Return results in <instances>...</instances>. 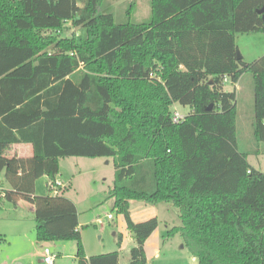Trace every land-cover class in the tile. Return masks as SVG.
Listing matches in <instances>:
<instances>
[{"label": "trees", "instance_id": "1", "mask_svg": "<svg viewBox=\"0 0 264 264\" xmlns=\"http://www.w3.org/2000/svg\"><path fill=\"white\" fill-rule=\"evenodd\" d=\"M108 6L0 0V209L33 205L36 244L73 239L76 264H118L117 251L86 256L64 191L34 194L38 178H56L59 158H112L109 198L135 242L130 264H146L158 226L134 222L130 200L178 208L169 234L197 264H264V171L238 150L236 94L223 90L224 78L251 73L252 134L263 142L264 54L238 59L235 34L264 33V0H149L139 23H115ZM66 22L78 33L61 36ZM176 103L190 107L179 122ZM15 143L30 144V156L7 158Z\"/></svg>", "mask_w": 264, "mask_h": 264}, {"label": "rangeland", "instance_id": "2", "mask_svg": "<svg viewBox=\"0 0 264 264\" xmlns=\"http://www.w3.org/2000/svg\"><path fill=\"white\" fill-rule=\"evenodd\" d=\"M106 2L109 6L104 10H111L115 23H123L129 19L139 23L147 21L150 17L149 0H106ZM64 27L66 30L61 32V36L78 33V29L71 26L69 22H66ZM235 43L244 62H252L259 55L264 54V33L262 32L235 34ZM241 78L239 90H235V83L228 79L223 83V90L235 91L236 94V144L240 152L247 154L249 164L259 171H264V141H256L252 134L253 78L250 72H244ZM173 109H177L183 115L190 112L189 106L178 103L172 106L171 110ZM58 167L56 177L67 186L63 192L64 196L72 200L77 209L78 231L86 255L93 256L117 251L118 264H130L129 252L135 243L124 227L122 216L113 209V199L109 198V191L113 187L115 177L112 158L62 157L59 158ZM38 179L40 180L36 184L38 185L37 195H51L43 179L41 177ZM0 181L4 186H8L2 175H0ZM166 205H169L171 209H166L164 207ZM130 208L135 219L141 220L152 213L158 218V226L147 239L144 247L147 264H197L196 258L184 246L180 233L169 234L168 232L167 234V231L163 229L165 225L168 228L172 227L173 222L181 224L178 208L169 202L150 204L142 200H131ZM18 212L24 217L26 215L30 219L33 217L22 207ZM108 214L111 215V219L107 217ZM164 220L170 224H166ZM31 225L34 226V220ZM32 227L30 237L34 240ZM119 233L125 234L120 247L117 246ZM6 239L9 254H15L18 249L27 253L32 250L27 241L22 242V246L20 245L16 250V246L21 241L15 237ZM45 246L56 254L62 252L56 256L54 264H76L73 256L76 245L73 239L56 240L48 242ZM6 248H1L2 254H5ZM42 250L41 248L43 256ZM39 258L40 256L34 258L35 264H38Z\"/></svg>", "mask_w": 264, "mask_h": 264}, {"label": "crops", "instance_id": "3", "mask_svg": "<svg viewBox=\"0 0 264 264\" xmlns=\"http://www.w3.org/2000/svg\"><path fill=\"white\" fill-rule=\"evenodd\" d=\"M260 56L261 55H259V57ZM241 79L242 78H240L239 81L235 83V85H234L235 90H239V88H240L239 84L241 82ZM31 152H32V149H31L30 144L15 143V144L9 145L5 149L4 154L7 158H11L14 156L26 157V156H30ZM79 174H80V172H79ZM41 179H43L44 185L46 186L47 181H48L47 177L42 176ZM39 180L40 179H37L35 181V187H34V194L35 195H37L36 192L38 190V185H36V184L39 183ZM66 187L67 186L65 185V187L63 188L62 191H64L66 189ZM7 188H8V186H4L0 181V192L2 189H7ZM0 196H1V193H0ZM130 202H131V200L129 201V213H130L131 219L134 222H140L141 220H146L150 217H156L157 218V215H154V213H152V214L148 215L147 217H143V219H141V220L135 219L131 213ZM11 207H13L12 210H11ZM21 207L23 209H25L27 212H29L32 216H34L33 205L26 203L22 200L17 201V203L14 204V206H13V204H10V203H4V205L0 209V264H13V263H15V264H35L34 258H37L38 256H40V258L38 259L37 263L42 264V255H41V251H40V249L42 248V245L36 244L35 232H34V240L30 237V232H31L30 228L32 227L31 223H32V220H34V219H33V217H31V219H30L28 217V215H26V217L22 216L18 212V210ZM164 207L166 209H171L169 205H166ZM77 218H78V215H77ZM123 222H124V219H123ZM164 222L166 224H170L166 220H164ZM34 226H35V222H34ZM34 226L32 228H34ZM177 226H179V224H176L173 222L172 227L168 228V226L165 225V227L163 229L165 231H167V234H168V232L171 228L177 227ZM78 227H79V225L77 226V229H79ZM124 227H125V223H124ZM125 229H126V227H125ZM155 230L153 232H155ZM153 232H152V234H153ZM119 234L121 235V244H122L123 239L125 237V234H123V233H119ZM11 237H15V238H17V240L21 241V243L16 246V250L20 245L22 246V242H24V241L29 242V246L32 248L30 253L23 252V251H21L22 249H18L15 254H9V248L6 246V240H7L6 238H11ZM117 238H118V236H117ZM146 241H145V243H146ZM145 243H144V247H145ZM75 245H76V243H75ZM2 247H5V248L7 247L5 250V254H2V250H1ZM144 250H145V248H144ZM84 251H85V249H84ZM54 253L57 256L59 253H62V252H58L57 254H56V252H54ZM75 253H76V246H75V252L73 254L74 259H75ZM145 254H146V252H145ZM67 256H68V254L66 255V257ZM195 261L197 263V260H195ZM146 264H147V261H146Z\"/></svg>", "mask_w": 264, "mask_h": 264}, {"label": "built area", "instance_id": "4", "mask_svg": "<svg viewBox=\"0 0 264 264\" xmlns=\"http://www.w3.org/2000/svg\"><path fill=\"white\" fill-rule=\"evenodd\" d=\"M223 81H227V78H224ZM184 116L185 115L180 114L177 109L172 110V121L173 122H179L183 120ZM46 187L48 188L49 191H51L52 193V194L50 193L51 195H57L63 190V188L65 187V184L62 183L57 178H55L54 180H48ZM107 217L109 219L112 218L110 214H108ZM42 249H43L42 250L43 251L42 264H54L55 257H56L55 253L51 252V250L46 246H43Z\"/></svg>", "mask_w": 264, "mask_h": 264}, {"label": "water", "instance_id": "5", "mask_svg": "<svg viewBox=\"0 0 264 264\" xmlns=\"http://www.w3.org/2000/svg\"><path fill=\"white\" fill-rule=\"evenodd\" d=\"M263 11H264V9L261 8L260 10H258V13L262 14ZM262 20H263V22H264V14H262ZM237 58H238V59L241 58V55L239 54V51L237 52ZM209 108H210V106H209L207 109H209Z\"/></svg>", "mask_w": 264, "mask_h": 264}]
</instances>
